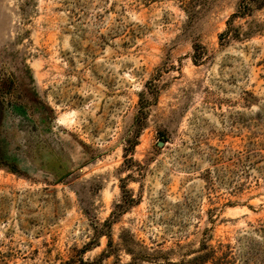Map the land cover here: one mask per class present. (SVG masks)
<instances>
[{
  "label": "rangeland",
  "instance_id": "374dc122",
  "mask_svg": "<svg viewBox=\"0 0 264 264\" xmlns=\"http://www.w3.org/2000/svg\"><path fill=\"white\" fill-rule=\"evenodd\" d=\"M239 1L0 0V264H264V6L221 41Z\"/></svg>",
  "mask_w": 264,
  "mask_h": 264
},
{
  "label": "trees",
  "instance_id": "16d2710c",
  "mask_svg": "<svg viewBox=\"0 0 264 264\" xmlns=\"http://www.w3.org/2000/svg\"><path fill=\"white\" fill-rule=\"evenodd\" d=\"M263 6L264 0H240L237 10L231 14L227 21V30L220 34L221 41L225 38L240 37L239 30L232 25L234 18L251 15L253 10L262 8ZM124 192L123 201L120 204H117L119 208L118 211H113L111 216L115 217L119 215L121 212H124L128 206L135 202V198L129 190L126 189ZM107 222H111V220L109 219Z\"/></svg>",
  "mask_w": 264,
  "mask_h": 264
}]
</instances>
